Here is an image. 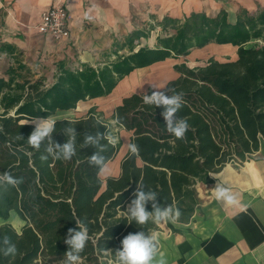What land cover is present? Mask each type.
Here are the masks:
<instances>
[{
	"label": "trees",
	"instance_id": "obj_1",
	"mask_svg": "<svg viewBox=\"0 0 264 264\" xmlns=\"http://www.w3.org/2000/svg\"><path fill=\"white\" fill-rule=\"evenodd\" d=\"M156 26L164 30L156 45L138 47L135 40L147 39ZM252 39L259 42L248 47ZM210 42L237 46V58L222 62L211 57L206 65L195 67L176 64L179 76L161 89L183 93L176 115L190 125L184 139L166 130L163 108L146 105L144 93L125 96L115 107V125L131 132L130 143L139 146L136 155L126 152L118 176L102 179L88 161L96 149L84 146L85 133H113L95 106L83 116L56 119L55 142L68 139L63 132L67 126L77 132L76 155L70 161L52 156L42 160L46 145L37 150L28 144L35 118L52 117L76 108L80 101L109 95L133 70L186 56ZM4 53L9 65L0 76V175L8 172L22 183L0 186V238L10 237L18 249L14 257L0 254V264H61L68 250V229L76 228L77 221L89 234L80 254L82 264L115 261L114 252L127 234L152 233L161 223H128L127 204L137 185L157 192L162 206L179 208L178 220L189 222L198 204L195 185L212 183L213 174L230 162L246 161L264 140V6L255 13L241 9L235 23L228 21L225 11L217 16L194 12L184 19L165 16L115 38L111 52L96 67L58 61L52 81L32 67L21 49L0 39V54ZM122 145L120 139L108 145L103 153L106 163L117 157ZM12 211L25 222L20 230L8 222ZM167 226L180 232L171 220Z\"/></svg>",
	"mask_w": 264,
	"mask_h": 264
},
{
	"label": "crops",
	"instance_id": "obj_2",
	"mask_svg": "<svg viewBox=\"0 0 264 264\" xmlns=\"http://www.w3.org/2000/svg\"><path fill=\"white\" fill-rule=\"evenodd\" d=\"M55 1L65 4L70 14L72 37L67 41H56L36 29L41 14ZM262 6L264 0H2L0 39L21 49L32 67H37L52 81L58 61L87 63L96 67L104 54L111 52L115 38H124L134 30L156 24L165 16L184 19L194 12L217 16L225 11L228 21L235 23L241 9L255 13ZM152 32L156 35L149 46L156 45L157 36L164 30L156 26ZM143 39L135 40L138 47L145 46L140 44ZM258 42L252 39L247 46L253 47ZM237 49L231 43L210 42L206 46L195 47L183 57H198L206 63L197 65H206L211 57L222 62L236 59ZM197 59L192 63L195 64ZM176 60L167 58L137 68L125 76L109 95H105L117 94L120 97L111 107L112 120L115 107L123 97L147 92L151 85L161 90L170 80L177 78L179 75L174 69L177 63L172 62ZM183 62L190 67L196 66L187 60ZM8 63L6 53L0 54V76ZM105 96L80 101L76 108L58 111L52 118L70 111H78L76 116H83L90 107H97L86 102ZM128 133L131 136V132ZM126 152L107 162L108 171L101 173V177L103 174L105 178L118 176L120 162ZM213 179L212 183L198 182L195 185L198 204L189 222L171 220L180 232H173L167 221H162L159 229L152 232L158 238V253L153 264L161 256L164 264H264V140L259 150L246 161L226 164L213 174ZM218 182L237 196L236 205H226L215 199L212 190ZM16 214L11 217L12 221L18 220L16 225H24L25 222Z\"/></svg>",
	"mask_w": 264,
	"mask_h": 264
},
{
	"label": "clouds",
	"instance_id": "obj_3",
	"mask_svg": "<svg viewBox=\"0 0 264 264\" xmlns=\"http://www.w3.org/2000/svg\"><path fill=\"white\" fill-rule=\"evenodd\" d=\"M171 92V95H168ZM143 102L146 105L162 107L161 115L165 121L166 130L176 139H184L190 125L184 118L177 117V113L183 106V93L176 92L174 89L160 90L155 85H151V94L144 92ZM118 123V121H113ZM34 130L29 135L28 144L39 150L41 145L45 146V153L41 159L46 160L48 156H52L57 160L70 161L76 155V136L75 127L67 126L63 132L68 139L63 143H57L52 139L55 131L56 120L52 117L35 118ZM18 138H23L19 136ZM106 140L107 144L102 143ZM119 138L111 131L106 134L96 132L95 134L85 133L84 146H92L96 151L88 158L91 165L99 169L100 173L108 171L105 156L103 153L107 151L108 145L115 146ZM128 151L132 155L139 152V146L135 143L127 145ZM22 183V179L13 177L10 173L5 172L0 175V186L10 185L16 186ZM212 194L217 201H223L226 205H236L237 196L231 190L221 183H217L212 190ZM151 204V211L148 205ZM181 216L179 208L172 206H162L158 202V194L155 191H145L144 185H137L135 191L132 192V199L127 204L126 217L128 223L135 221L137 225H145L150 220L153 223L162 221H175ZM76 228H69L64 243L68 245V250L64 253V259L61 264H82L81 253L89 239L87 227L81 221L76 222ZM158 238L155 233L139 231L129 233L121 240V246L115 250V264H153L158 253ZM18 252L17 246L11 241L10 237L4 236L0 238V254L5 257H14ZM156 264H164L161 258Z\"/></svg>",
	"mask_w": 264,
	"mask_h": 264
},
{
	"label": "rangeland",
	"instance_id": "obj_4",
	"mask_svg": "<svg viewBox=\"0 0 264 264\" xmlns=\"http://www.w3.org/2000/svg\"><path fill=\"white\" fill-rule=\"evenodd\" d=\"M156 35V32L154 33V32H152L151 33V35H150V37L149 38H147V39H143V40H141V42H140V44H142V45H145V46H147L148 44L150 45V44H152V40H153V37ZM198 57H196L195 59H197ZM178 60H176V61H172V62H176L177 64H179V63H181L182 61H188L189 62V64L190 65H197V64H203V62L204 63H206V61L204 60V61H202V60H200V59H197V61H195V64L194 63H192L195 59L193 58V59H190V56H187V57H183V56H181V57H179V58H177ZM168 64H170V63H168ZM144 85V84H143ZM120 97L119 96H117V94L116 95H111V96H105V97H102L101 99H99V100H97V101H94V102H92V101H88V102H86V104L87 105H89V104H95V105H97V107H98V109L101 111H104V114H105V117H106V119H107V121L110 123V125H112V129H113V133H114V135H116L120 140H122V142H123V145H122V147H124L127 143L129 144V142H130V140H129V138H130V134L128 133V132H126L123 128H121L120 126H118V125H115L114 123H113V120H112V115H111V107L113 106V104L115 103L116 104V102L118 101V99H119ZM1 111H2V109H1V107H0V113H1ZM76 115H78V111H70L69 113H58L57 115H56V117H54V118H59V117H66V118H69V117H78V116H76ZM53 118V119H54ZM122 147H121V149H122ZM128 150V148H126V150H125V152ZM102 177H103V179H105V175L103 174L102 175ZM16 213L15 212H12L11 213V215H10V217H9V219H8V222H10V223H13L14 224V226L16 227V229H18V230H20L21 229V227L23 226V223L21 224V225H16L13 221H12V219H11V217H13L14 215H15ZM17 215V214H16ZM16 222V221H15ZM105 264H115V261H113V260H111V259H106V262H105Z\"/></svg>",
	"mask_w": 264,
	"mask_h": 264
},
{
	"label": "built area",
	"instance_id": "obj_5",
	"mask_svg": "<svg viewBox=\"0 0 264 264\" xmlns=\"http://www.w3.org/2000/svg\"><path fill=\"white\" fill-rule=\"evenodd\" d=\"M41 15V20L36 25L37 31L41 34H45L56 41H67L72 37L70 14L65 4L55 1Z\"/></svg>",
	"mask_w": 264,
	"mask_h": 264
},
{
	"label": "bare ground",
	"instance_id": "obj_6",
	"mask_svg": "<svg viewBox=\"0 0 264 264\" xmlns=\"http://www.w3.org/2000/svg\"><path fill=\"white\" fill-rule=\"evenodd\" d=\"M127 145H128V143L119 151V153H118V156L119 155H122L124 152H125V150H126V148H127ZM19 221L18 220H16V222L15 223H18Z\"/></svg>",
	"mask_w": 264,
	"mask_h": 264
}]
</instances>
